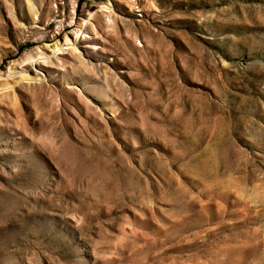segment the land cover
Wrapping results in <instances>:
<instances>
[{
  "label": "rangeland",
  "instance_id": "rangeland-1",
  "mask_svg": "<svg viewBox=\"0 0 264 264\" xmlns=\"http://www.w3.org/2000/svg\"><path fill=\"white\" fill-rule=\"evenodd\" d=\"M141 5L0 0V264H264V0Z\"/></svg>",
  "mask_w": 264,
  "mask_h": 264
},
{
  "label": "built area",
  "instance_id": "built-area-1",
  "mask_svg": "<svg viewBox=\"0 0 264 264\" xmlns=\"http://www.w3.org/2000/svg\"><path fill=\"white\" fill-rule=\"evenodd\" d=\"M104 3L111 7L113 4H123L135 17L142 18V0H103Z\"/></svg>",
  "mask_w": 264,
  "mask_h": 264
},
{
  "label": "bare ground",
  "instance_id": "bare-ground-1",
  "mask_svg": "<svg viewBox=\"0 0 264 264\" xmlns=\"http://www.w3.org/2000/svg\"><path fill=\"white\" fill-rule=\"evenodd\" d=\"M69 45V44H68ZM67 46V45H66Z\"/></svg>",
  "mask_w": 264,
  "mask_h": 264
}]
</instances>
